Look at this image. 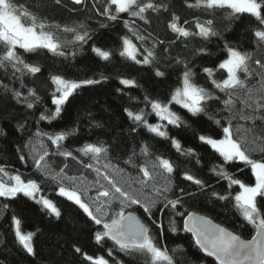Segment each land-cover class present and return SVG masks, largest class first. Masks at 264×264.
I'll use <instances>...</instances> for the list:
<instances>
[{"label": "snow or ice", "instance_id": "1", "mask_svg": "<svg viewBox=\"0 0 264 264\" xmlns=\"http://www.w3.org/2000/svg\"><path fill=\"white\" fill-rule=\"evenodd\" d=\"M53 2L61 5L62 0ZM71 3L82 6L86 11L94 10L99 17L109 22L120 21L122 14H126L128 18L123 19L122 23L128 34L120 37L119 55L137 64L153 65L158 62L157 46L165 42L152 33L144 34L146 29L142 30L137 20L142 21L144 25H150V13L169 11L170 5L165 0H92V9H87L86 0H71ZM98 3L103 5L102 11L97 7ZM185 4L188 8L199 10L213 18L201 21L200 17H195L193 30L186 27L189 21L185 20L182 25L181 17L174 11L171 12L167 27L178 40H208L219 36L220 33L214 24L217 12H221L222 18L229 22L239 20L242 14H249L257 22L256 26H249L248 29L255 38L253 42L256 48L264 49V0H185ZM38 7H41L39 3L21 5L16 0H0V70L8 76V70L11 69V78L20 83V88H15L0 80V88L6 94L10 93L12 99L24 104L27 109H33L42 102V97L35 88L27 87L24 77H35L40 73L41 67L38 63L27 61L20 50L32 55H39L42 50H47L55 56L74 58L76 53L66 51L68 46L75 48L76 45L87 43L92 39L93 32L86 21H78L71 26L62 25L34 10ZM71 11L75 12L76 9ZM99 26L106 28L108 24L100 23ZM64 34H70L71 38L61 39ZM133 38L140 43V47H137ZM149 40L150 46H145ZM91 50L105 61H109L112 56L111 50L96 46ZM164 51L167 52L168 49L165 48ZM196 51L212 55L205 47ZM221 51L226 52V58L216 68L204 67L202 72L207 74L214 89L222 96L197 84V74L189 61L176 57L174 63L182 65L183 71L167 98H152L145 93L143 108L135 111L125 108L124 111L132 122V127L128 130L130 134L143 129L154 137L168 139L179 154L195 158L197 164L200 163L199 154L192 148H183L180 140L169 136V125L176 128L188 126L187 121L172 110V106L178 105L192 116L202 113L209 115V119L221 129L222 135L215 138L200 134L198 139L210 146L223 161L219 165H213L210 171L220 179L226 180L228 189L239 187V191L234 195L232 191H226L223 195L213 191L211 196L233 202L232 206L237 214L254 230L249 239H244L236 232L214 223L207 216L178 211L184 200L193 198L196 193L179 187L175 178L177 165L163 155L153 153L146 141H141L138 150L133 146L127 158L123 160L124 166L121 167L119 163H113V145L110 141L88 139L74 150L66 149L63 142L74 135L78 131L77 128L53 132L38 128L17 151L20 153V161L27 163L31 160L33 174H38L40 179L25 178V174L19 169L6 162L0 163V198L11 200L18 194H23L40 204L50 215L59 218L61 211L57 205L46 196L39 195L42 192V183L55 184L61 197L72 201L94 226H98L94 231L96 243L103 245L106 241L111 242L112 246L107 251L114 264H123V261L117 259L113 253L124 254L133 264H175L167 246L158 244L149 226L135 211L129 210L132 206L142 209L153 224L157 223L153 218L156 212L163 213L168 210L171 232L179 230L174 217L183 218V231L191 233L198 249L207 257H213L216 264H264V63L260 59L254 60L253 52L242 50L227 40L224 41ZM138 56L142 59H138ZM253 64L256 67H253ZM220 70L226 75L217 80L214 77ZM155 76L165 77V72L157 67ZM117 78L121 85L140 87L135 78ZM48 79L54 86L50 95L55 107L53 111L45 106L39 120L52 121L61 116L67 103L82 89L98 85L101 80H107L109 77L102 75L100 79H95L85 75L72 78L65 73H50ZM21 89H27V94ZM211 102L221 104L218 110L219 118H216L217 113H208V105ZM153 114L158 118L155 123L149 122L148 119ZM93 125L96 128L104 127L98 121H93ZM24 127L22 123L17 125L18 130H23ZM0 135H5L3 129H0ZM48 144L54 145L55 149L50 151ZM52 157H63L65 161L71 158L94 176L89 179L83 172L69 175L67 162L57 170ZM237 161L243 162L244 166L250 169L254 183H245L227 170L226 165ZM129 166L133 171L128 170ZM183 178L191 182L201 194L210 187L190 170L183 172ZM93 191L95 195L91 194ZM157 205L161 207L158 208ZM8 209V203H0V218ZM11 224L16 241L27 254L36 255L33 243L36 233L23 231L22 221L15 213L11 217ZM73 248L75 253L81 254L83 259L91 264H110L109 259L104 256L94 257L82 253L80 247L73 245Z\"/></svg>", "mask_w": 264, "mask_h": 264}, {"label": "trees", "instance_id": "2", "mask_svg": "<svg viewBox=\"0 0 264 264\" xmlns=\"http://www.w3.org/2000/svg\"><path fill=\"white\" fill-rule=\"evenodd\" d=\"M16 2L21 5L39 3L41 7L34 10L62 25L71 26L78 21H86L93 32L92 39L87 43L76 45L75 48L71 45L68 46L66 51H75L74 58L55 56L47 50H42L39 55L25 54L20 50L27 61L38 63L41 67L40 73L36 74L35 77L25 76L24 83L27 87L36 89L42 97V102L33 109H27L24 104L17 103L12 99L10 93L6 94L0 88V129H3L5 133V135H0V163L6 162L13 168L19 169L25 174V178L39 180V175L33 174L31 160H28L27 163L20 161L18 158L20 153L17 151L21 145L28 142L38 128L45 132L77 128L78 131L63 142L68 150L78 148L88 139L110 141L113 145L111 153L113 163H119L121 167L124 166L123 160L127 158L133 146L135 145L138 150L141 141H146L153 153L163 155L177 165L175 178L179 187L196 193L193 198H186L183 206L178 207V211L185 212V214L189 210L202 213L221 226L223 225L241 235L242 238L248 239L254 234L252 226L244 222L242 217L237 214L231 200L223 201L211 196L213 191L222 195L226 191H232L234 195L236 191H239V187L233 186L232 189H228V182L210 171L213 165H219L223 161L210 146L198 139L200 134L215 138L222 135L221 129L209 119V115L202 113L198 116H192L180 106H172V110L187 121L188 126L176 128L169 125V136L180 140L183 148H192L195 153L199 154L200 163L197 164L195 158H188L179 154L168 139L154 137L153 134L143 129H138L137 133L130 134L128 130L132 127V122L124 111L125 108L134 111L143 108L142 101L145 93H148L152 98H167V94L177 84L178 77L183 71L182 65L174 63L176 57L189 61L190 66L197 74V84L214 91L216 95L222 96L218 90L214 89L211 79L202 72V68H216L226 58V52L221 51L225 40L242 50L253 52V59H260L264 63V49L256 48L253 42L255 39L253 33L248 30L249 26H256L257 22L254 18H251L249 14H242L239 20L229 22L222 18L221 12H217L214 24L220 33L219 36L211 37L208 40L202 38L187 40L181 38L178 40L176 35L167 27L171 12L174 11L181 17L180 23L182 25L185 20L189 21L186 27L193 30H195L193 23L195 17H200L201 21L213 17L204 15L199 10L188 8L185 0H165L170 5L169 11H161L158 14L150 13V25H144L142 21L137 20L140 28L146 29L144 34L152 33L153 36H158L165 42L163 45L157 46L158 62L153 65H143L119 55L120 37L128 34L122 23L123 19L128 18L126 14H122L120 21L109 22L105 18L99 17L94 10L86 11L82 6L71 3V0H62L61 5L54 4L53 0H16ZM86 6L87 9H92V0H86ZM97 7L101 11L103 10L101 3H98ZM73 8L76 9L75 12L71 11ZM100 23H107L108 27L101 28ZM70 38V34L61 36V39ZM133 40L137 47H140V43L134 38ZM172 41L174 43H170ZM150 44L151 41L149 40L145 46H150ZM93 46L111 50L110 60L105 61L100 58L91 50ZM201 47L207 48L212 55L197 53L196 50ZM165 48L168 49L167 52L164 51ZM138 59H142V57L138 56ZM157 67L160 71L165 72V77L155 76ZM253 67L256 66L253 64ZM8 71L9 75L5 76L0 70V80H3V83L10 87L20 88L19 81L11 78V69ZM50 73H65L72 78L87 75L95 79H100L103 75L109 79L101 80L98 85L82 89L79 94L71 98L61 116L55 120H39L45 106L53 111L55 107L51 102L50 93L54 86L48 79ZM225 75L226 73L220 70L216 72L214 78L220 80ZM118 76L135 78L140 87L121 85ZM117 89L122 91H117ZM21 90L27 94V89ZM130 97L137 99H130ZM220 108L221 104L211 102L208 105V113H217L216 118H219L218 110ZM148 119L149 122L153 123L157 117L153 114ZM93 121L101 122L104 127H94ZM20 123L25 125L23 130L17 129V125ZM48 147L50 151L55 149L54 145L48 144ZM25 152H27L26 149ZM51 159L57 170L67 162L69 175H78L83 172L89 179L94 176L93 173L84 170L80 164L71 158H68L67 161L63 157H52ZM85 162H87V158H85ZM226 167L230 173L234 174L235 178L245 183H254L255 179L251 175L250 169L246 168L243 162H230ZM128 170L133 171L130 166ZM185 170H190L192 174L204 180L210 187L206 188L203 194L199 193L191 182L184 180L183 172ZM41 187L42 192L40 194L51 199L57 205L61 211V216L57 218L50 215L40 204L23 194H18L16 198L11 200L0 198V203L9 204V209L0 218V264H91V262L85 261L81 254L75 253L73 245L80 247L82 253L94 257L104 256L109 259L110 264H114L107 251L112 246L111 242L106 241L100 245L94 240V231L98 226H94L72 201L61 197L55 184L46 182L42 183ZM91 194L95 195V192L93 191ZM157 207L159 208L161 205H157ZM129 210L135 211L141 220L149 226L158 244L167 246L174 257L175 264H216L201 253L193 242L192 236L183 231L181 217H174L179 230L171 232L169 231L170 214L168 210L154 214L153 218L157 220L156 224H153L138 206H132ZM13 213L21 219L23 231L36 233L33 238L36 255L27 254L22 245L16 241L14 228L11 224ZM113 255L123 261V264H133V261L122 253H113Z\"/></svg>", "mask_w": 264, "mask_h": 264}, {"label": "water", "instance_id": "3", "mask_svg": "<svg viewBox=\"0 0 264 264\" xmlns=\"http://www.w3.org/2000/svg\"><path fill=\"white\" fill-rule=\"evenodd\" d=\"M189 212H195V213H197V214H199V215H201V216H206V215H204V214H202V213H198L197 211H192V210H189ZM138 215V214H137ZM139 216V215H138ZM208 217V216H207ZM209 218V217H208ZM212 220V219H211ZM213 221V220H212ZM214 223H216V224H218L216 221H213ZM181 223H182V228H183V218H182V221H181ZM220 225V224H219ZM223 226V225H222ZM224 227V226H223ZM185 232V231H184ZM186 233H188V232H186ZM188 234H190L191 236H192V234L191 233H188ZM192 239H193V237H192ZM244 239H246V238H244ZM249 239V238H248ZM193 242H194V240H193ZM198 248V247H197ZM201 252V251H200ZM201 253H203V252H201ZM204 254V253H203ZM205 255V254H204ZM212 261H214L215 262V259L213 258V257H209ZM216 263V262H215Z\"/></svg>", "mask_w": 264, "mask_h": 264}, {"label": "rangeland", "instance_id": "4", "mask_svg": "<svg viewBox=\"0 0 264 264\" xmlns=\"http://www.w3.org/2000/svg\"><path fill=\"white\" fill-rule=\"evenodd\" d=\"M157 120H158V118H157ZM157 120L156 121H153V123H155V122H157ZM255 182V181H254ZM59 194V193H58ZM39 195H41V194H39Z\"/></svg>", "mask_w": 264, "mask_h": 264}]
</instances>
